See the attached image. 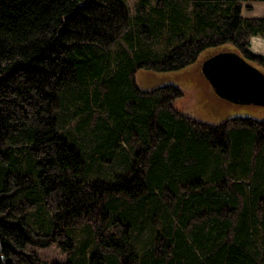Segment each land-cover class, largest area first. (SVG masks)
I'll return each instance as SVG.
<instances>
[{"label":"trees","instance_id":"16d2710c","mask_svg":"<svg viewBox=\"0 0 264 264\" xmlns=\"http://www.w3.org/2000/svg\"><path fill=\"white\" fill-rule=\"evenodd\" d=\"M190 1L0 0V264H264L261 106L210 123L136 80L224 47L264 71V17Z\"/></svg>","mask_w":264,"mask_h":264},{"label":"rangeland","instance_id":"374dc122","mask_svg":"<svg viewBox=\"0 0 264 264\" xmlns=\"http://www.w3.org/2000/svg\"><path fill=\"white\" fill-rule=\"evenodd\" d=\"M137 0H126L129 7L130 13H133V7ZM185 5L184 9L189 12L191 9L190 0H181ZM153 4V2H152ZM241 15L244 17H264V0H245L241 3ZM126 28H124L125 30ZM122 30V32H124ZM122 39H120L119 46L122 45ZM111 49L116 50V45H113ZM250 49L255 53L264 54V38L260 36L250 37ZM184 71V70H183ZM180 71L178 74H162L161 76L138 72L136 74V80L142 89H148L158 82H164L168 80H173L175 84L179 85L183 90V95L175 101V108L178 111L184 112L190 116L196 118H202L206 121L221 120L230 115L245 114L242 109L235 108L231 110L227 108L220 100H216L211 97L204 85V82L200 79L185 80L190 76L186 71ZM183 72V73H182ZM153 78V80H152ZM185 81H177V80ZM227 109L228 110L227 112ZM250 114L255 117L264 118V107H253L250 110ZM226 115V116H225ZM33 251L37 254L39 259L44 261H62L65 259V255L58 249L55 245H48L45 247H34Z\"/></svg>","mask_w":264,"mask_h":264},{"label":"water","instance_id":"95a60500","mask_svg":"<svg viewBox=\"0 0 264 264\" xmlns=\"http://www.w3.org/2000/svg\"><path fill=\"white\" fill-rule=\"evenodd\" d=\"M201 70L221 98L264 107V71L224 47L204 60Z\"/></svg>","mask_w":264,"mask_h":264},{"label":"flooded vegetation","instance_id":"af4514ba","mask_svg":"<svg viewBox=\"0 0 264 264\" xmlns=\"http://www.w3.org/2000/svg\"><path fill=\"white\" fill-rule=\"evenodd\" d=\"M218 50H220V49H215V50H212V51H208L207 53H205V54H202V56L200 57V58H198V60L196 61V63L195 64H193V65H190V69H187L186 71H187V73H189L190 74V76L191 77H189V78H187V80H191V79H200L201 81H203L204 82V85H205V87H206V89H207V91H208V93H209V95L211 96V97H213L214 99H216V100H220V101H222V102H224L223 104L227 107V108H230L231 110H233V109H235V108H238V107H236V104H233L231 101H227V100H225V99H223V98H221L220 96H218L217 94H216V92H215V89H214V86L210 83V81L209 80H206V78L204 77V74H203V72H202V70H201V65H202V62L204 61V60H206V59H208L211 55H212V53L213 52H216V51H218ZM177 85V84H176ZM178 87H180L179 85H178ZM238 105H247V104H242V103H240V104H238ZM248 106V105H247ZM230 109H227V112H228V110H230ZM240 109H242V111L243 112H246L245 114H239V115H232L231 113H230V115L228 116H226V118H224V119H227V118H233V117H237V116H244V115H248L249 114V112L247 111V108H246V106H244V107H242V108H240ZM202 119V118H201ZM202 120H204V119H202ZM222 120L223 119H221V120H215L214 122L212 121V120H209V122L211 123V122H213V123H220V122H222Z\"/></svg>","mask_w":264,"mask_h":264},{"label":"crops","instance_id":"0c3cea01","mask_svg":"<svg viewBox=\"0 0 264 264\" xmlns=\"http://www.w3.org/2000/svg\"><path fill=\"white\" fill-rule=\"evenodd\" d=\"M260 53V52H259ZM263 54V53H262Z\"/></svg>","mask_w":264,"mask_h":264}]
</instances>
